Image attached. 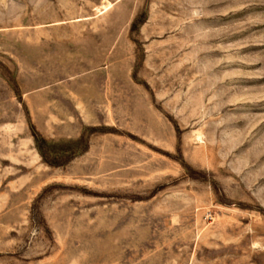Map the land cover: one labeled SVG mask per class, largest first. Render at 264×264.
Masks as SVG:
<instances>
[{"label": "rangeland", "instance_id": "1", "mask_svg": "<svg viewBox=\"0 0 264 264\" xmlns=\"http://www.w3.org/2000/svg\"><path fill=\"white\" fill-rule=\"evenodd\" d=\"M0 264H264V0H0Z\"/></svg>", "mask_w": 264, "mask_h": 264}, {"label": "trees", "instance_id": "2", "mask_svg": "<svg viewBox=\"0 0 264 264\" xmlns=\"http://www.w3.org/2000/svg\"><path fill=\"white\" fill-rule=\"evenodd\" d=\"M35 140H36L38 150H39L40 154L42 155L43 159H45L50 164H56L55 163L56 161H53L48 156V154L52 151L51 149H52L53 145L46 138H44L43 136H41L39 134L35 136ZM80 141L81 140L74 141L73 143H80Z\"/></svg>", "mask_w": 264, "mask_h": 264}]
</instances>
